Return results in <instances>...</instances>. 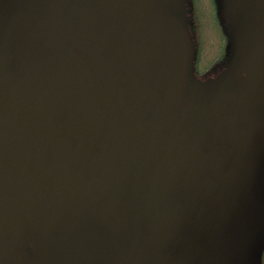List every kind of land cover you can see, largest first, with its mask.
<instances>
[{"label": "flooded vegetation", "instance_id": "af4514ba", "mask_svg": "<svg viewBox=\"0 0 264 264\" xmlns=\"http://www.w3.org/2000/svg\"><path fill=\"white\" fill-rule=\"evenodd\" d=\"M213 4L203 68L196 0H0V264H264V0Z\"/></svg>", "mask_w": 264, "mask_h": 264}, {"label": "rangeland", "instance_id": "374dc122", "mask_svg": "<svg viewBox=\"0 0 264 264\" xmlns=\"http://www.w3.org/2000/svg\"><path fill=\"white\" fill-rule=\"evenodd\" d=\"M195 18L197 37L201 41L200 64L206 68L220 57L225 48L226 38L215 12L213 0H196Z\"/></svg>", "mask_w": 264, "mask_h": 264}, {"label": "water", "instance_id": "95a60500", "mask_svg": "<svg viewBox=\"0 0 264 264\" xmlns=\"http://www.w3.org/2000/svg\"><path fill=\"white\" fill-rule=\"evenodd\" d=\"M170 152L171 154L174 153L173 157L171 156H167V152ZM181 152V153H179ZM183 153H187L186 151H184V149L182 148H177L175 146H167L165 148H163V154L161 156H159V159L157 161L158 165L161 167H165V166H175L174 163L177 165H181L182 162H180L181 160H186L188 159L187 157H180V155H182Z\"/></svg>", "mask_w": 264, "mask_h": 264}, {"label": "clouds", "instance_id": "9594fccd", "mask_svg": "<svg viewBox=\"0 0 264 264\" xmlns=\"http://www.w3.org/2000/svg\"><path fill=\"white\" fill-rule=\"evenodd\" d=\"M28 243L35 250V248H34V241L33 240H30ZM25 264H35V260L26 261Z\"/></svg>", "mask_w": 264, "mask_h": 264}]
</instances>
